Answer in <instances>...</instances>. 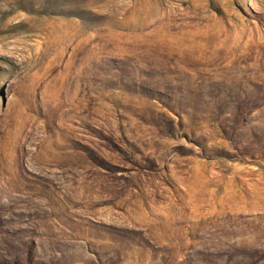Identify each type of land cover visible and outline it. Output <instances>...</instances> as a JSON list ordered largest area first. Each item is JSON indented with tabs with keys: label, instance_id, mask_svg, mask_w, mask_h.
Returning <instances> with one entry per match:
<instances>
[{
	"label": "rangeland",
	"instance_id": "1",
	"mask_svg": "<svg viewBox=\"0 0 264 264\" xmlns=\"http://www.w3.org/2000/svg\"><path fill=\"white\" fill-rule=\"evenodd\" d=\"M0 264H264V0H0Z\"/></svg>",
	"mask_w": 264,
	"mask_h": 264
}]
</instances>
